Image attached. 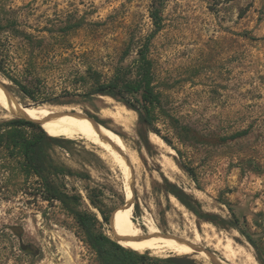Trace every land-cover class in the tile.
Here are the masks:
<instances>
[{
    "label": "rangeland",
    "instance_id": "rangeland-1",
    "mask_svg": "<svg viewBox=\"0 0 264 264\" xmlns=\"http://www.w3.org/2000/svg\"><path fill=\"white\" fill-rule=\"evenodd\" d=\"M152 3L0 0V65L35 98L0 72L1 85L26 106L79 109L115 136L125 152V170L81 136L55 144L51 154L57 163L82 173L62 180L71 193H81L84 209L98 214L101 229L125 247L130 248L128 216L122 232L104 222L88 197L90 189H102L107 210L122 207L124 215L132 199L129 218L151 238L150 231H157L164 244L192 238L197 228L203 233L199 244L215 258L241 264L214 248L205 233L233 238L264 264L231 225L234 216L227 205L247 211L243 227L264 232V0H168L160 30L151 17ZM145 45L162 100L154 125L171 143L137 110L91 93L119 68H134ZM119 107L131 113L132 124L111 116ZM18 118L0 106V264H100L75 218L60 201L43 198L39 177L9 145L14 127L6 122ZM19 128L28 137L33 133L30 126ZM180 163L193 167L198 180ZM166 178L199 200L205 212L217 215L214 221L185 206L168 190ZM133 235L136 239L135 228ZM140 253L217 264L207 252Z\"/></svg>",
    "mask_w": 264,
    "mask_h": 264
},
{
    "label": "trees",
    "instance_id": "trees-1",
    "mask_svg": "<svg viewBox=\"0 0 264 264\" xmlns=\"http://www.w3.org/2000/svg\"><path fill=\"white\" fill-rule=\"evenodd\" d=\"M167 1L153 0L151 5V17L156 30H160L162 27V12ZM153 68V61L148 55V45H145L140 49L139 58L136 60L134 68L124 69L125 71L119 68L116 75L110 80L98 82L91 93L112 96L126 104L129 108L137 110L143 122L157 134L161 135V130L154 125L156 119L155 111L161 107L162 100L154 84ZM0 72L10 80L15 81L29 97L35 98L34 93L26 85L19 83L15 77L7 73L2 65H0ZM6 124L14 127L9 135V145L18 150V155L23 156L28 170L39 177L43 198L49 201L57 200L64 205L84 232L86 241L97 254L100 264H148L149 261H155L154 263L156 264H188L193 262L192 260L178 256L166 258L151 257L146 253H140L139 251L125 247L120 241L112 238L101 229L103 222L99 219L98 214L82 207L83 197L81 193H71L62 180L68 175L72 176L82 173H75L72 169L57 163L51 154V148L55 144L64 145V143L72 142L73 140L67 137L52 136L38 122L24 118L14 119L6 122ZM20 126L32 127V135L28 137L19 128ZM161 136L171 143V140L167 136ZM180 166L191 177L198 180L193 167L185 163H180ZM165 180L170 187L168 190L175 194L185 206L198 215L214 221L217 215H210L205 212L199 200L171 183L167 178ZM103 194L104 191L102 189L93 188L89 190L88 197L91 203L99 210L104 222L122 232V226H126L127 224V218L124 221V209L114 206L107 210L102 197ZM227 205L234 216L230 220L231 225L237 228L248 239L256 250L257 258L264 263V232L252 231L247 225L243 227L242 220L245 223L247 222V211L245 209H236L235 205L231 202H228ZM237 210L240 212V215H238ZM254 217L258 219L256 214H254ZM221 220L225 221L223 218Z\"/></svg>",
    "mask_w": 264,
    "mask_h": 264
},
{
    "label": "bare ground",
    "instance_id": "bare-ground-1",
    "mask_svg": "<svg viewBox=\"0 0 264 264\" xmlns=\"http://www.w3.org/2000/svg\"><path fill=\"white\" fill-rule=\"evenodd\" d=\"M20 99L21 98H19L14 93H11L9 95L0 85V106L3 107L6 111L17 117L38 122L46 130V132L52 136L63 135L66 137H75V136H81V138L84 137L85 139L91 141L92 143L102 147L125 170L126 162L123 159L122 149L119 146L118 142L116 141L115 136L104 125L93 121L86 113L82 112L79 109H73V108L70 109L61 106H56V105L53 106L47 104H43L39 106H26L21 103ZM111 116L116 118L118 122H120L125 126H128L133 122V116L131 115L130 112L126 110L121 109L118 111L117 110L113 111L111 113ZM153 135L159 137L156 134ZM112 142L115 143L120 148V150H117L112 145ZM130 214H131V208L127 206L124 215V220L128 216V221L130 225V234H129L130 240L128 241L127 244L133 250L136 249L137 251L140 252L152 251L153 253H160V254L163 252L166 253V251H170L180 255L192 254L197 251L198 248L197 245L203 240L202 239L203 233L197 228H195L192 231L193 233L192 238L189 236H184L177 238L178 241H174V242L168 241V243L164 244L163 236H161L155 230L150 231L153 235L152 237L154 238H151V236H147L144 233L142 227L139 224H137L132 218H129ZM133 228H135L136 230V235H137L136 239L133 238L134 236ZM205 234H206L205 240H208L210 242L213 241L211 242L212 246L217 250H221L224 256L228 260L231 261L239 260L241 264H259L256 258L254 257V255L248 252L242 246L240 245L237 246V243L233 240V238L226 236H217L216 234H214V236H210L207 233ZM201 253L205 255L206 251H201ZM162 255L163 254H161L160 256ZM220 262L221 264H228V262H226L223 259H220Z\"/></svg>",
    "mask_w": 264,
    "mask_h": 264
},
{
    "label": "water",
    "instance_id": "water-1",
    "mask_svg": "<svg viewBox=\"0 0 264 264\" xmlns=\"http://www.w3.org/2000/svg\"><path fill=\"white\" fill-rule=\"evenodd\" d=\"M0 85H1V81H0ZM2 87H3V89L10 95V93H9V91L3 86V85H1ZM94 118V117H93ZM95 119V118H94ZM96 120V119H95ZM97 121V120H96ZM112 145L117 149V150H120V148L115 144V143H113L112 142ZM123 153V155L125 156V152H122ZM127 158V157H126ZM133 196H134V193H133ZM127 206L128 207H133V201H132V199L130 200H128L127 201ZM198 246V248H197V251H206L209 255H211V257L214 259V261L217 263V264H221V262H220V259L221 258H215V256H213L212 254H211V252L209 251V250H207L206 248H203L200 244H198L197 245Z\"/></svg>",
    "mask_w": 264,
    "mask_h": 264
}]
</instances>
